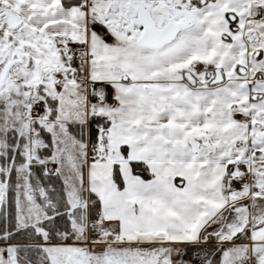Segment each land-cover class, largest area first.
Segmentation results:
<instances>
[{
	"label": "snow or ice",
	"instance_id": "snow-or-ice-1",
	"mask_svg": "<svg viewBox=\"0 0 264 264\" xmlns=\"http://www.w3.org/2000/svg\"><path fill=\"white\" fill-rule=\"evenodd\" d=\"M0 264H264V0H0Z\"/></svg>",
	"mask_w": 264,
	"mask_h": 264
}]
</instances>
